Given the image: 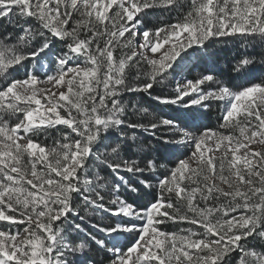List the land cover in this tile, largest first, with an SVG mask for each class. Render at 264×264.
<instances>
[{"label":"snow or ice","instance_id":"obj_1","mask_svg":"<svg viewBox=\"0 0 264 264\" xmlns=\"http://www.w3.org/2000/svg\"><path fill=\"white\" fill-rule=\"evenodd\" d=\"M0 21V264H264V0H0Z\"/></svg>","mask_w":264,"mask_h":264},{"label":"trees","instance_id":"obj_2","mask_svg":"<svg viewBox=\"0 0 264 264\" xmlns=\"http://www.w3.org/2000/svg\"><path fill=\"white\" fill-rule=\"evenodd\" d=\"M150 19L154 20V17H150ZM166 19L168 18L166 17ZM4 23L6 22L0 21V24H4ZM225 40L226 38H221L217 43L211 45L208 53L207 66L214 70L213 74H216L220 79L227 81L229 63L230 61H232V58L237 54V48L239 45L237 43H234L232 40H227V42H225ZM200 71H202V69H197L196 72L194 73L198 74ZM194 73L193 75H195ZM259 74L260 72L259 70H257L255 75L258 76ZM252 78L253 77L250 76L238 77L235 80V83L242 86L245 83H247L249 79ZM135 101L139 102L143 107L148 108L150 112L157 113L161 116H164L165 118L176 115L174 106L157 104L156 102L152 101L149 97H147V95H143V97H141V95H137L135 97ZM220 108L221 107H216L213 105L211 109H208L203 114L204 118L209 119L208 122H210V126H214L215 123L218 121ZM148 142H151L154 146L160 149V151H158L156 155L161 157L163 162L167 163L168 160L175 159V156L170 151L167 150V146L159 145L155 140H151L150 138H148ZM172 230H175V226L172 227Z\"/></svg>","mask_w":264,"mask_h":264},{"label":"rangeland","instance_id":"obj_3","mask_svg":"<svg viewBox=\"0 0 264 264\" xmlns=\"http://www.w3.org/2000/svg\"><path fill=\"white\" fill-rule=\"evenodd\" d=\"M185 74H187V73H185ZM194 74L197 75L196 73H194ZM213 105L216 106V107H221L217 103H214ZM208 121H209V119L204 118L203 115L202 116L199 115L198 118L196 119L195 123L199 124V125H202V126L213 127V128L216 127L217 124H218V121H217L214 126H210V122H208ZM131 239H133V234H125L123 237H121V242L123 243V242H126L127 240H131Z\"/></svg>","mask_w":264,"mask_h":264}]
</instances>
